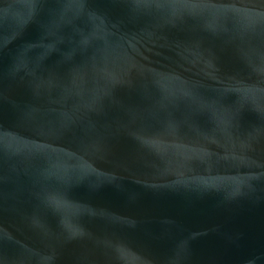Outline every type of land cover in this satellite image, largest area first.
<instances>
[{"label": "water", "instance_id": "1", "mask_svg": "<svg viewBox=\"0 0 264 264\" xmlns=\"http://www.w3.org/2000/svg\"><path fill=\"white\" fill-rule=\"evenodd\" d=\"M0 264H264V0H0Z\"/></svg>", "mask_w": 264, "mask_h": 264}]
</instances>
